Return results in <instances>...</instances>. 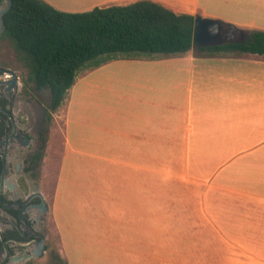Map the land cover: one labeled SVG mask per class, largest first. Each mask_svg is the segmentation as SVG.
I'll use <instances>...</instances> for the list:
<instances>
[{
    "label": "crops",
    "instance_id": "crops-1",
    "mask_svg": "<svg viewBox=\"0 0 264 264\" xmlns=\"http://www.w3.org/2000/svg\"><path fill=\"white\" fill-rule=\"evenodd\" d=\"M146 1L264 31V0ZM96 59L54 113L44 170L69 264H94L92 246L119 264H264V54Z\"/></svg>",
    "mask_w": 264,
    "mask_h": 264
},
{
    "label": "trees",
    "instance_id": "trees-1",
    "mask_svg": "<svg viewBox=\"0 0 264 264\" xmlns=\"http://www.w3.org/2000/svg\"><path fill=\"white\" fill-rule=\"evenodd\" d=\"M193 19L146 0L83 13L62 12L42 0H11L3 16V34L21 55L35 86L49 92L55 110L76 71L99 56L189 52ZM198 51L263 55L264 31L250 32L241 44Z\"/></svg>",
    "mask_w": 264,
    "mask_h": 264
},
{
    "label": "flooded vegetation",
    "instance_id": "flooded-vegetation-1",
    "mask_svg": "<svg viewBox=\"0 0 264 264\" xmlns=\"http://www.w3.org/2000/svg\"><path fill=\"white\" fill-rule=\"evenodd\" d=\"M6 0H0V11ZM0 16V264H69L44 190L54 113L3 34Z\"/></svg>",
    "mask_w": 264,
    "mask_h": 264
},
{
    "label": "water",
    "instance_id": "water-1",
    "mask_svg": "<svg viewBox=\"0 0 264 264\" xmlns=\"http://www.w3.org/2000/svg\"><path fill=\"white\" fill-rule=\"evenodd\" d=\"M11 6V0H6V6L0 11V16ZM2 21H0V28ZM246 33L236 26L219 20L202 18L195 15L193 19L191 50L221 46L224 44H241L246 40Z\"/></svg>",
    "mask_w": 264,
    "mask_h": 264
},
{
    "label": "rangeland",
    "instance_id": "rangeland-1",
    "mask_svg": "<svg viewBox=\"0 0 264 264\" xmlns=\"http://www.w3.org/2000/svg\"><path fill=\"white\" fill-rule=\"evenodd\" d=\"M51 6V5H50ZM63 7V6H62ZM57 10V9H56ZM60 11V10H59ZM67 13H80V12H67ZM97 61V59H94L92 62H95ZM92 62L90 64H92ZM87 63H85L86 65ZM81 68V67H80ZM79 71V69H78ZM44 96L46 97V101L47 103L49 102L50 100V95H49V92L47 90H44ZM64 100V99H63ZM91 214L90 215H93L94 217L96 216V213L95 211H91L90 212ZM91 221V219H85V218H82L81 221ZM106 247H109V246H106ZM101 248V247H99ZM99 248L97 247H90L89 250H90V256H92L93 258H90V261L94 264H119L118 262L114 261L113 259V254L111 255V252H102L101 250H98ZM98 250V251H97ZM98 252V253H97ZM98 256H97V255ZM98 257L97 261H96V258ZM121 264H127L125 262H122Z\"/></svg>",
    "mask_w": 264,
    "mask_h": 264
}]
</instances>
